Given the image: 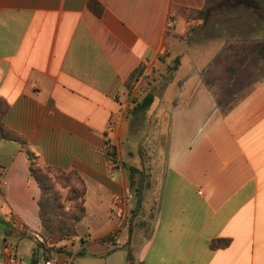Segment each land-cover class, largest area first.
I'll use <instances>...</instances> for the list:
<instances>
[{
    "label": "crops",
    "instance_id": "1",
    "mask_svg": "<svg viewBox=\"0 0 264 264\" xmlns=\"http://www.w3.org/2000/svg\"><path fill=\"white\" fill-rule=\"evenodd\" d=\"M96 1L101 16L90 0H0L3 123L24 142L0 141V214L41 234L30 151L87 186L79 236L54 257L113 264L126 248L132 264H264V0ZM176 58L173 80L135 113L132 73ZM233 89L247 92L223 110ZM143 116L167 123L166 162L137 213L128 167ZM213 239L231 243L212 250Z\"/></svg>",
    "mask_w": 264,
    "mask_h": 264
},
{
    "label": "trees",
    "instance_id": "2",
    "mask_svg": "<svg viewBox=\"0 0 264 264\" xmlns=\"http://www.w3.org/2000/svg\"><path fill=\"white\" fill-rule=\"evenodd\" d=\"M90 8L98 15L103 13V7L96 0H90ZM189 17H204V11H187ZM264 58V48L262 51ZM180 60L175 59L177 69ZM144 71L141 67L129 78L126 87L130 89L131 82L139 80ZM171 79V78H170ZM169 79V80H170ZM156 91L151 90L142 99H135V113L146 112L155 100ZM8 109V104L0 97V141L2 139L23 140L14 132L9 130L3 123V117ZM24 143V142H23ZM29 152L30 172L35 178L41 189V196L38 201L40 207L41 236L44 243L37 241V249L33 262L39 260V249H43L44 253H60L61 249L57 248L62 241L79 235V229L83 219L87 216L86 193L87 186L83 177L76 171H64L57 167L42 166L36 161L35 154ZM108 153L115 159L117 152L115 147L109 146ZM130 171V189L137 197V210L143 204L144 192L148 189L146 184V172L136 166L128 167ZM140 178L137 179V176ZM62 190L68 191V196L63 199ZM69 204V206L67 205ZM136 211V210H135ZM109 237L103 238L108 240ZM231 243L230 239H213L210 242V248L217 250L228 247ZM134 258L129 251L128 262L132 264Z\"/></svg>",
    "mask_w": 264,
    "mask_h": 264
},
{
    "label": "rangeland",
    "instance_id": "3",
    "mask_svg": "<svg viewBox=\"0 0 264 264\" xmlns=\"http://www.w3.org/2000/svg\"><path fill=\"white\" fill-rule=\"evenodd\" d=\"M164 62V60H163ZM176 66L175 60H172L169 64H159L157 67L151 68L146 75H142L139 80L131 82L130 89L126 87V92L129 94L130 100H135L143 98L148 92L153 90V88H158L159 90L156 93H161V89L164 85L169 83V79L172 77L174 69ZM259 77H264V71L260 73ZM173 80V78L171 79ZM178 82L177 78L174 80ZM156 86V87H155ZM247 92L246 89H233L227 92H224L222 98L221 106L223 110L229 109L234 103H236L241 97ZM129 113V112H128ZM148 124L146 119L139 121L137 127H139V136L137 143L135 144L134 151L132 153L134 164L137 168H142L145 171V165L148 163V171H145L146 178L149 179L146 184L148 188H151L152 183H157L161 181L162 172L164 170V164L166 162V129L167 123L163 124L162 121L158 120L156 122ZM152 125V126H151ZM125 156V155H124ZM140 178V175L137 176V179ZM158 184V183H157ZM133 193V192H132ZM63 199H66L68 196L67 190H62ZM134 195V194H133ZM135 199V209L134 211L139 213L142 210V206L145 202V192L143 197V204L137 210V197L134 195ZM69 206V204H67ZM150 207V203H148ZM81 228V226H80ZM80 231V229H79ZM17 234L11 221L7 220L4 214H0V250L3 251L6 243L12 245L16 248L20 256L24 257L27 261H30L32 257H35L33 250L35 244L37 245L38 239L34 234ZM41 235V234H40ZM79 236V235H78ZM72 238L66 239V241H73ZM44 239V238H43ZM78 239V238H77ZM76 239V240H77ZM81 239H83L81 237ZM65 241V240H64ZM78 242L80 240L78 239ZM58 248V247H57ZM126 248L118 249L116 254L112 258L113 264H121L128 262V252ZM56 257V256H55ZM93 260H89L87 255L76 253L75 263L76 264H92ZM95 263V262H94ZM97 264V263H96Z\"/></svg>",
    "mask_w": 264,
    "mask_h": 264
},
{
    "label": "built area",
    "instance_id": "4",
    "mask_svg": "<svg viewBox=\"0 0 264 264\" xmlns=\"http://www.w3.org/2000/svg\"><path fill=\"white\" fill-rule=\"evenodd\" d=\"M172 24L173 22L170 21L169 25ZM34 235L39 242L44 243V239L40 234L34 233ZM53 254L54 253H46L40 257L37 262H33L32 260L27 261L24 257L19 255L15 247L6 243L3 251L0 250V264H76V253L73 251H65L63 256L58 258L54 257Z\"/></svg>",
    "mask_w": 264,
    "mask_h": 264
}]
</instances>
